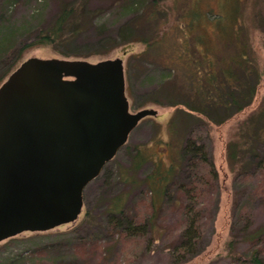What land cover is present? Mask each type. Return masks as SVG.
Returning <instances> with one entry per match:
<instances>
[{"label": "rangeland", "instance_id": "rangeland-1", "mask_svg": "<svg viewBox=\"0 0 264 264\" xmlns=\"http://www.w3.org/2000/svg\"><path fill=\"white\" fill-rule=\"evenodd\" d=\"M7 1L0 0V9ZM54 1L15 0L7 13L0 14V29H19L28 21L33 25L51 21L57 10ZM87 7L93 11L94 22L105 23L112 34L133 12L112 6L107 0H89ZM163 8L166 22L154 23L163 37L145 63L139 64L131 81L133 93L125 76L130 111L153 108L159 111L158 116L141 120L100 174L86 185L76 221L1 241L0 264H255L250 258L257 245L244 237L264 225V204L257 194L264 160V128L258 129L261 141L249 146L255 152L234 164L228 144L239 138L242 125L264 126V117L255 118L264 110V0H167ZM142 9L136 17L141 16ZM194 13L201 21L191 32L188 24ZM135 29L145 31V26L138 22ZM228 30L238 31V39L221 38L220 34L230 35ZM204 34L213 52L204 42L199 43ZM94 38L95 31L89 27L76 37L80 44L76 49L82 51L79 47ZM145 50L144 44L131 43L116 48L106 58H122L125 74L129 56ZM240 52L245 54L243 66L247 64L261 77L258 93L248 107L225 123L211 122L200 111L183 105L150 102L137 107V102L168 103L175 96L182 101L181 95L191 96L187 100L195 107L196 97L203 95L199 86L208 73L217 74L222 81L223 73L235 66L234 57ZM10 56L0 60V85L30 57L61 58L48 46H31L20 53L8 72ZM209 63L215 67H208ZM231 109L237 112L235 107ZM191 141L198 147L195 152L199 158L204 155L210 165L211 178L203 166L192 163L193 152L186 150ZM187 206L196 208L195 219H201L203 225L196 245L182 250L187 246ZM120 216L128 218L123 223L130 228L122 223L118 228L121 234H117L111 223ZM79 243L83 246L77 247Z\"/></svg>", "mask_w": 264, "mask_h": 264}, {"label": "water", "instance_id": "water-1", "mask_svg": "<svg viewBox=\"0 0 264 264\" xmlns=\"http://www.w3.org/2000/svg\"><path fill=\"white\" fill-rule=\"evenodd\" d=\"M159 111H130L120 57H30L0 85V242L77 220L83 190Z\"/></svg>", "mask_w": 264, "mask_h": 264}, {"label": "trees", "instance_id": "trees-1", "mask_svg": "<svg viewBox=\"0 0 264 264\" xmlns=\"http://www.w3.org/2000/svg\"><path fill=\"white\" fill-rule=\"evenodd\" d=\"M88 1L89 0H55L54 2L57 10L54 12L51 21L45 22L44 20H41V23H36L35 25L28 21L25 26L19 29L13 28L7 31H5L6 29H0V60L11 55L10 64L7 65L6 71L9 72L10 69L15 66L17 59L20 57V53L31 46H48L61 58L87 60L90 57H98L100 60L106 58L118 47L131 43H142L145 45L146 50L139 54H131L129 56L127 71L125 73L129 90L133 93V89H131V81H133V76L136 74L139 64L145 63L150 52L158 46L161 37H163H160L159 32L156 31L154 23L160 22L161 24L162 22H166V11H164L163 7L167 0H107L112 6L116 5L120 9L124 8L126 12L133 11L127 21L121 23L117 27L114 34H112L111 31H107V25L105 23L94 22L93 11L87 7ZM14 3L15 0H8L7 4L0 9V14L7 13L8 7ZM141 9L143 10L141 16L136 17ZM137 21L144 24L145 31H136L135 27L138 24ZM200 21L199 15L194 13L193 16H191V22L188 24L189 31L192 32L195 30ZM215 23H217V20H215ZM235 23L236 18L233 25ZM89 27L94 29L95 38L94 40L87 42V46L79 47L83 50L78 51L76 46L78 47L80 44L78 45L75 39L77 36H80L88 30ZM147 27L148 29L146 31ZM220 27L222 33L224 30L222 26ZM228 31H230V35L224 37L220 34L221 38L228 39L227 37H229L231 40L238 39V31ZM207 39V34H204V37H199V43L204 42L207 44V49L213 52L214 49L211 45V41ZM243 57H245L243 52H240L234 57L235 66L226 69L225 73H223L224 78L222 81L217 79V74L213 72L208 73V76L205 78L204 82H202V85L199 86L203 95L200 94L196 97L198 104L195 107L188 101L191 98L189 95H181L182 101H180L178 96H175L174 99L168 103L159 100H147L139 103L137 102L136 105L137 107H144L150 102L163 106L169 105L171 107L183 105L187 106L192 111H200L207 120L211 122L219 124L225 123L228 119L248 107L258 93L257 85L260 82L261 77L257 72L252 73V70L249 69L247 64L243 66ZM208 67H215V64L209 63ZM235 68L237 70H234ZM253 78L255 81L254 83L252 80ZM165 82H167V79L161 84L162 87ZM231 107H235L237 112L234 113ZM218 109H221V112H217ZM256 116L257 117L255 118L262 119L264 117V110ZM252 121L253 118L251 119V122ZM263 128V125L241 126L239 138L230 141L228 144V154L232 164L236 163L239 158L242 159L245 154L252 151L255 152V148H249V146L255 141H261L262 136L260 130ZM189 149L193 152L192 163L194 165L197 163L200 164V166H203L207 170L208 177L211 178L210 165L206 162L204 155L199 158V154H196L195 152L198 147H196L192 141L187 145L186 150L188 151ZM260 172L261 179L258 183L257 194L264 204V160L261 162ZM185 211L187 222L185 229L187 246L182 250H189L196 245V239L201 236L203 223L201 222V219H195L196 208L193 206H187ZM127 219L128 218L122 216L113 219L111 227L117 232V234H121V231H118V228L123 222L126 223ZM123 225L125 224L123 223ZM125 226L126 228H130L127 224ZM193 237L195 240H192ZM244 238L250 241L252 245H257V247L254 248L255 253L250 259L255 264H264V257L261 255L264 253V225L250 231ZM258 244H261V246H258ZM76 246L82 247L83 245L82 243H79Z\"/></svg>", "mask_w": 264, "mask_h": 264}]
</instances>
